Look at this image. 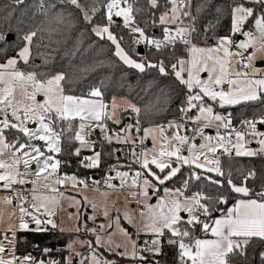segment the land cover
I'll return each mask as SVG.
<instances>
[{"label": "snow or ice", "instance_id": "1", "mask_svg": "<svg viewBox=\"0 0 264 264\" xmlns=\"http://www.w3.org/2000/svg\"><path fill=\"white\" fill-rule=\"evenodd\" d=\"M31 7L29 30L0 32V264H61L18 254L23 234L64 233L61 213L77 234L63 264H162L166 248L174 264H264V178L256 183V169L238 160L264 157V0H227L203 32L191 0H146V7L33 0ZM80 21L111 48L110 64L170 81L154 104L108 97L103 80L78 87L80 80L49 67L58 61L40 51L49 47L45 36L52 42ZM157 28L159 36L149 31ZM142 113L171 118L145 126ZM92 170H102L101 179L88 176Z\"/></svg>", "mask_w": 264, "mask_h": 264}, {"label": "trees", "instance_id": "2", "mask_svg": "<svg viewBox=\"0 0 264 264\" xmlns=\"http://www.w3.org/2000/svg\"><path fill=\"white\" fill-rule=\"evenodd\" d=\"M32 3L33 0H25V4L23 5H14L11 0H0V32L7 34L9 31L16 33L29 30L34 23L32 19L34 13V9L31 7ZM140 4L146 7V0H140ZM226 6L227 0H191L190 12L192 16L196 17L198 31L203 32L204 26L209 21H215L217 8L225 9ZM9 12L12 13L11 16L8 15ZM149 16L150 12H144L138 17L141 21V27H146L143 21L147 20ZM87 27L80 21L78 22L77 28L69 30L62 37L54 36L52 42H49L45 36L44 43L49 44V47L41 48L40 51L48 52L50 55L55 56L58 61V63L49 65V67L54 70L65 71L73 79L80 80L78 87L83 88L89 84L99 83L100 80H103L108 97L113 95L118 98L126 97L142 109L145 106L154 104L158 89L161 87L167 88L170 81L166 78L158 77L154 72L145 76H139L119 62L110 64L111 48L106 45V42H101L94 37L90 31H85ZM149 31H153L157 36L161 35L160 29L158 28L154 30L149 29ZM208 35H211V33ZM209 42L211 43V41ZM102 43L105 44L104 48L100 47ZM127 46L126 40L125 47ZM77 47H79V50L75 51ZM54 49L56 51H53ZM143 50L147 51V49ZM74 52L75 54H73ZM13 54V49H9L7 55L12 56ZM2 59L3 57L0 56V60ZM100 60L105 62L103 66L98 63ZM112 60H115V58L112 57ZM37 63H40V61L38 60ZM93 67L95 71H91ZM83 69H89V71H82ZM153 77H156V83L149 86V82ZM178 103L179 99L173 93V99L170 102L172 114H175V105ZM234 111L236 116L239 117L241 114L240 110ZM170 118V113H162L160 115L142 113L145 126H148L149 123L154 121L163 122ZM125 122L130 121L126 118ZM238 160L245 167L256 169L258 174L256 183H259L260 179L264 178V157L238 158ZM112 162L106 160L105 166ZM232 163H235V161ZM74 169L75 166H73ZM87 175L99 180L103 172L102 170H92ZM72 236L73 234L71 233H60L59 231H52L46 234H23L20 236L21 243L18 247L21 251L29 249L32 244H38L40 249L47 246L64 248ZM143 238L141 236L140 239ZM25 239L27 243H24ZM165 251L166 255L161 257L162 264H174V250L166 248ZM63 260L64 254L61 259V264H63Z\"/></svg>", "mask_w": 264, "mask_h": 264}, {"label": "rangeland", "instance_id": "3", "mask_svg": "<svg viewBox=\"0 0 264 264\" xmlns=\"http://www.w3.org/2000/svg\"><path fill=\"white\" fill-rule=\"evenodd\" d=\"M209 134H214V131H213V130H209ZM88 195H89L90 198L94 197V198L100 199L98 193L89 192ZM118 196H119V200L117 201ZM109 200H110V201H117V206L121 209V211L124 210V200H123V197L120 196L119 193H113V194L109 197ZM153 202H154V201H153ZM132 207H135V205H132ZM65 208H67V202H65ZM68 210H69V211H72L73 209H68ZM87 211L90 213L91 210L88 209ZM5 221H7V216H5ZM60 221H61L62 227L65 228V232H64V233H71V234H73L72 238L68 241V243L71 242L72 240L76 239L77 234H75L74 231H71V230L74 229V227H75V220H74V219H73V220H69V219L67 218L66 213H61ZM100 222H104V218H103L102 215L99 216V217H98V220H97V223H100ZM93 226H94V225L92 224V222L89 221V227H93ZM124 226H125V227H128V225L126 224V222H125ZM0 227H6V223H5L4 225H0ZM129 230L131 231L132 229L129 228ZM80 238H81V239H89V238H92V237H90V236H88V235L80 234ZM134 238H135V237H134ZM144 238H146V237H144ZM113 239L116 240L117 242H120V241L123 239V237L120 236L119 234H117L115 237H113ZM68 243H67V244H68ZM77 249L80 250V251H85L84 249L79 248V245H77ZM66 250H67V246H66ZM68 255H69V253H68V251H66V252L64 253V259H65Z\"/></svg>", "mask_w": 264, "mask_h": 264}, {"label": "built area", "instance_id": "4", "mask_svg": "<svg viewBox=\"0 0 264 264\" xmlns=\"http://www.w3.org/2000/svg\"><path fill=\"white\" fill-rule=\"evenodd\" d=\"M98 180V179H97ZM145 239V238H143ZM141 239V241L143 240ZM53 249V251L51 253H49L48 255H44L43 252L41 251L42 249L40 248H34L33 244L31 245V247L27 250L21 251L18 247V254L19 255H24L27 253H31L33 256H35L38 260H49V259H55V260H59L61 261L62 256L65 252V249L63 247H59V246H47Z\"/></svg>", "mask_w": 264, "mask_h": 264}, {"label": "crops", "instance_id": "5", "mask_svg": "<svg viewBox=\"0 0 264 264\" xmlns=\"http://www.w3.org/2000/svg\"><path fill=\"white\" fill-rule=\"evenodd\" d=\"M149 144H150V142H149ZM105 190H106V189H105ZM66 246H67V244H66ZM66 246L64 247V248H65V252L67 251V250H66Z\"/></svg>", "mask_w": 264, "mask_h": 264}, {"label": "water", "instance_id": "6", "mask_svg": "<svg viewBox=\"0 0 264 264\" xmlns=\"http://www.w3.org/2000/svg\"><path fill=\"white\" fill-rule=\"evenodd\" d=\"M139 50H140V51H144L142 47H141V49H139ZM95 179H97V178H95Z\"/></svg>", "mask_w": 264, "mask_h": 264}]
</instances>
